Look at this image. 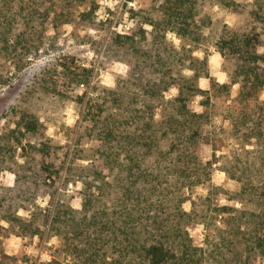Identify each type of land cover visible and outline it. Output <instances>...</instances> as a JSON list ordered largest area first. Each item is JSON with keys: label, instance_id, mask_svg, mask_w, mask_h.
Instances as JSON below:
<instances>
[{"label": "trees", "instance_id": "16d2710c", "mask_svg": "<svg viewBox=\"0 0 264 264\" xmlns=\"http://www.w3.org/2000/svg\"><path fill=\"white\" fill-rule=\"evenodd\" d=\"M64 1L63 7L69 4ZM154 1L157 4L148 9L130 7L133 26L128 33H114L112 41L126 48L142 71H156L158 78L144 72L136 78L144 93L137 109L129 104L101 117L102 128L96 136L102 160L82 168L86 175H82L79 208L64 201L55 188L51 211L37 205L31 217H26L0 201V218L21 235L37 234L48 223V229L60 236L69 251L71 264H238L244 259H264V101L251 109H236L234 131H240L242 140L254 137L262 148L258 155L246 151L245 159L235 152L234 159L223 165L239 182L233 200L241 206L220 203L213 196L215 187L208 183L217 160L215 137L219 135L212 128L213 92L215 85L228 92L230 84L212 80L208 89L199 85V78L208 76V70L192 51L204 44L208 24L200 12L204 0ZM216 1L227 8L240 4L239 0ZM252 1L250 14L255 22L263 23L262 28L239 30L227 25L216 41L222 55L236 59L235 74L242 77L246 92L240 96L244 97L257 96L264 86V0ZM49 7L41 9L32 0H0V58L15 59L18 69L25 65L24 60L39 46L28 31L17 30L18 26L24 22L28 27L37 14L47 16ZM94 8L81 14L89 15ZM168 32L178 37L179 46L168 39ZM185 65L194 71L191 75L183 73ZM77 81L82 83L84 78ZM161 84L163 98L155 95ZM172 87L177 93L166 98L165 91ZM122 96L118 92L112 100L121 102ZM197 96L201 97V110L191 104ZM160 99L158 113L155 100ZM233 111L229 105L227 114ZM37 129L38 121L22 114L10 130L15 140L11 147H21L22 154L28 147L39 153L40 168L54 184L61 176L52 158L56 151L43 140L23 143L26 133ZM150 156L158 164L155 169L145 164ZM197 185L205 186L207 193L192 199L186 193ZM189 199L191 207L186 209L184 202ZM25 201L34 204V196ZM246 201L252 205L249 210L243 205ZM198 223L204 226L206 246L196 243L189 230ZM47 264L63 263L54 259Z\"/></svg>", "mask_w": 264, "mask_h": 264}, {"label": "rangeland", "instance_id": "374dc122", "mask_svg": "<svg viewBox=\"0 0 264 264\" xmlns=\"http://www.w3.org/2000/svg\"><path fill=\"white\" fill-rule=\"evenodd\" d=\"M32 1L41 9L50 5L49 14H37L34 21L28 22V27L23 22L17 30L28 31L36 39L38 51L24 60L21 69L16 67L15 59L0 58V146L4 147L0 151V201L9 203L12 210L26 217H31L37 205L51 211L56 198L53 196L55 188L64 201L79 208L82 175H86L82 168L90 161L99 163L102 160L96 136L102 128L101 117L117 109L122 111L129 104L131 109H137L144 93L136 78L143 72L149 73L144 67L142 71L128 50L115 44L112 37L114 33H128L133 26L135 16L130 14V7L148 9L157 4L154 0H118V6L111 9L106 0H68L65 7L64 0ZM239 1L236 8L224 7L216 0L203 1L200 12L208 19L204 44L192 51L197 59H203L208 70V76L199 78L202 88L208 89L212 80L230 84L228 92L218 85L213 92L215 124L212 128L219 135L215 137L217 160L212 165L208 183L216 189L213 194L216 201L236 206H241L240 202L233 200L239 182L223 170V165L234 159L235 152L245 159L246 151L258 155L262 148L254 137L242 140L240 131H234L236 109H251L259 101H264V86L255 97L240 96L246 89L242 90V77H236V59L222 55L217 47V38L227 25L239 30H249L253 26L259 30L262 28L263 23L255 22L250 14L253 1ZM114 2L107 0V3ZM93 5V12L81 14ZM56 6L58 10H55ZM167 37L175 46L180 45L173 32H168ZM261 37L264 41V31ZM182 70L186 75L194 72L186 65ZM131 72L133 75H129ZM149 75L158 78L156 71ZM81 78L84 81L79 83L77 80ZM162 89V84L157 86L155 95H163V98ZM118 92L123 93L121 102L112 100ZM176 93L177 89L172 87L165 91V97ZM200 98L197 96L192 100L194 109L201 110ZM155 101L159 103L155 110L160 113L162 100ZM229 105L234 109L231 115L227 114ZM24 113L38 121V129L37 132H27L23 143L43 140L56 151L52 158L60 167L61 176L54 184H50L40 168L42 157L39 153L28 147L22 154L21 147L16 150L11 147L15 140L10 130L16 127ZM159 117L156 116V120ZM125 126L127 123L121 128ZM129 127L134 128V124ZM162 146H165L164 141ZM211 153L208 152V156ZM154 158L150 156L145 164L154 167ZM161 162L164 165V160ZM22 189L25 193L20 192ZM206 190L205 186L197 185L186 194L194 199L206 194ZM33 196L34 204L25 201ZM243 205L247 210L252 207L249 201ZM184 207L190 209V199L184 202ZM218 224L222 226V223ZM41 229L34 235H21L10 230L8 223L0 218V264H47L54 259L63 264L73 263L60 236L48 229V223L42 224ZM189 230L196 243L206 246L203 224H195ZM238 264H264V259H244Z\"/></svg>", "mask_w": 264, "mask_h": 264}, {"label": "built area", "instance_id": "2783aa9c", "mask_svg": "<svg viewBox=\"0 0 264 264\" xmlns=\"http://www.w3.org/2000/svg\"><path fill=\"white\" fill-rule=\"evenodd\" d=\"M118 2H119L118 0H115L114 3H107V0L105 1V3L108 4L109 8H111V9H115V7L118 6ZM107 14H108V12H107Z\"/></svg>", "mask_w": 264, "mask_h": 264}]
</instances>
